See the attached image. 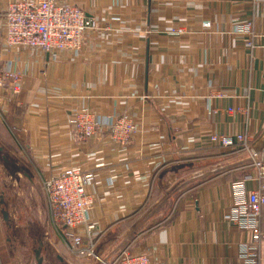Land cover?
Wrapping results in <instances>:
<instances>
[{
    "label": "crops",
    "instance_id": "1",
    "mask_svg": "<svg viewBox=\"0 0 264 264\" xmlns=\"http://www.w3.org/2000/svg\"><path fill=\"white\" fill-rule=\"evenodd\" d=\"M58 2L83 9L99 30L78 56L53 61L5 50L0 0V68L12 66L22 86L18 96L0 91L6 134L42 179L69 166L94 173L87 191L91 221L106 231L104 257L130 250L152 264H244L238 251L250 235L226 215L231 184L256 171L248 154L215 149L209 136L246 134L253 149L264 138V0ZM82 109L101 121L127 116L138 134L127 147L105 130L83 142L69 125Z\"/></svg>",
    "mask_w": 264,
    "mask_h": 264
},
{
    "label": "built area",
    "instance_id": "2",
    "mask_svg": "<svg viewBox=\"0 0 264 264\" xmlns=\"http://www.w3.org/2000/svg\"><path fill=\"white\" fill-rule=\"evenodd\" d=\"M3 23L1 37L6 51L48 54L53 61L64 52L78 56L84 51L90 31L99 30L97 19H90L83 9L58 0H5ZM250 25L246 23L236 26V29L246 34L251 30ZM183 34L182 28L170 30L172 37ZM20 80L19 73L12 66L0 68V91L12 96L20 95ZM69 125L83 142H90L98 132L105 130L120 147H127L138 134L137 125L127 116L101 121L95 119L88 109L75 113ZM209 143L215 149L248 154L256 171L255 179H239L231 184V206L226 216L240 232L250 235V241L239 247V258L244 264H261L264 159L254 153L250 136L246 134H213L209 136ZM249 180L256 183L251 190L247 189ZM95 181L94 173L78 166L51 172L43 179L52 233L74 257L89 263L152 264L147 253L136 251L124 250L112 258L102 255L99 245L106 231L96 220L91 221L95 203L87 191Z\"/></svg>",
    "mask_w": 264,
    "mask_h": 264
},
{
    "label": "rangeland",
    "instance_id": "3",
    "mask_svg": "<svg viewBox=\"0 0 264 264\" xmlns=\"http://www.w3.org/2000/svg\"><path fill=\"white\" fill-rule=\"evenodd\" d=\"M5 129L0 122V147L4 150L0 153V263L36 264L35 252L40 248L44 264H87L74 257L50 230L44 169H37L29 153H20ZM2 211L8 213L7 222Z\"/></svg>",
    "mask_w": 264,
    "mask_h": 264
},
{
    "label": "water",
    "instance_id": "4",
    "mask_svg": "<svg viewBox=\"0 0 264 264\" xmlns=\"http://www.w3.org/2000/svg\"><path fill=\"white\" fill-rule=\"evenodd\" d=\"M264 146V138L263 140L261 141V143L253 149L254 153L259 155V152L260 150L263 148ZM4 152V150L2 149V147H0V153ZM6 161V159H5ZM31 181V180H30ZM2 215H3V219L5 222L8 221V213L6 211H2ZM35 261H36V264H44V256L40 250V248L35 252Z\"/></svg>",
    "mask_w": 264,
    "mask_h": 264
},
{
    "label": "flooded vegetation",
    "instance_id": "5",
    "mask_svg": "<svg viewBox=\"0 0 264 264\" xmlns=\"http://www.w3.org/2000/svg\"><path fill=\"white\" fill-rule=\"evenodd\" d=\"M1 204H4L3 202H1Z\"/></svg>",
    "mask_w": 264,
    "mask_h": 264
}]
</instances>
